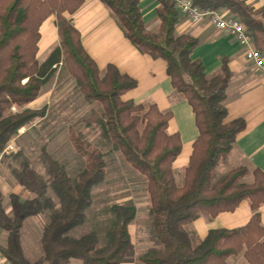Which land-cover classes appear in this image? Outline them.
Wrapping results in <instances>:
<instances>
[{
    "label": "trees",
    "instance_id": "1",
    "mask_svg": "<svg viewBox=\"0 0 264 264\" xmlns=\"http://www.w3.org/2000/svg\"><path fill=\"white\" fill-rule=\"evenodd\" d=\"M115 16L125 37L142 53L167 62V74L175 93L173 100L185 98L193 109L199 136L184 171L183 184L177 183L173 164L181 153L180 135L167 132L171 112H161L154 103L125 101L123 93L136 81L114 65L101 71L87 54L78 30L66 14L75 13L82 0H0V158L19 136L45 117L47 107L24 108L39 98L41 90L63 65L75 81L85 101L98 104L82 118L89 127L95 124L100 143H92L86 133L73 127L70 142L83 167L72 177L64 166L43 151L42 174L27 161L12 168V175L33 194L22 200L10 195L11 212L3 207L0 193V231L6 246H0L10 264H124L132 248L129 227L137 218L132 202L114 204V220L104 239L96 231L80 237L71 232L81 226L92 204L93 190L108 177L103 147L118 153L131 169L144 178L150 197L148 224L149 247L136 258L139 264H228L243 255L246 264H264V227L260 207L264 204V172L245 167L213 178L214 170L228 158L237 136L246 129L243 118L227 121L224 104L226 90L233 78L226 59L220 72L212 77L202 62L191 59L199 41L177 35L182 15L174 1L160 0L158 32L146 29L139 0H100ZM203 11L229 12L257 36L262 23L255 19L264 9H254L243 0H193ZM51 15L57 18L59 45L43 62L38 60L40 27ZM236 19V18H235ZM17 156V155H16ZM253 179L247 180L248 176ZM249 201L253 216L237 229L210 230L204 239L186 226L201 218H215L233 212ZM49 211V222L42 235L44 257L31 262L22 245V229L28 218Z\"/></svg>",
    "mask_w": 264,
    "mask_h": 264
},
{
    "label": "crops",
    "instance_id": "2",
    "mask_svg": "<svg viewBox=\"0 0 264 264\" xmlns=\"http://www.w3.org/2000/svg\"><path fill=\"white\" fill-rule=\"evenodd\" d=\"M82 1L81 7L73 14H66V17L80 33L85 51L101 71L109 65H114L122 74L136 81L135 88L123 93V100L137 104L154 103L161 112L172 113L167 132L171 135H180L182 143L181 153L173 168L175 173H184L199 130L188 101L183 97L175 100L172 98L175 90L167 74V62L142 54L125 37L112 11L100 0ZM243 1L256 10L264 9V5L257 0ZM139 7L146 29L158 32L161 27V20L157 14L160 0H139ZM223 13L227 17H233L229 12ZM255 19L262 25L257 36L251 35L253 46L264 56V15L258 14ZM176 33L179 36H192L199 41L191 53V59L203 63L208 77L218 74L223 66V60L226 59L227 66L233 73L224 102L228 110L227 121L243 118L246 122V129L237 136L227 164L230 165V169L245 165L251 170L260 169L264 172V79L247 61L245 47L241 46L233 35L217 30L207 19L193 24L182 16ZM59 42L57 18L51 15L40 27L38 60L43 62ZM38 99L32 103L36 104ZM259 211L264 227V204ZM252 216L250 202L244 201L233 212H223L212 219L201 217L187 225L186 229L204 239L210 230L241 228L248 224ZM131 228L132 225L129 227L132 238ZM124 264L139 263L134 261ZM228 264L239 263L231 258Z\"/></svg>",
    "mask_w": 264,
    "mask_h": 264
},
{
    "label": "rangeland",
    "instance_id": "3",
    "mask_svg": "<svg viewBox=\"0 0 264 264\" xmlns=\"http://www.w3.org/2000/svg\"><path fill=\"white\" fill-rule=\"evenodd\" d=\"M29 106L35 110L46 106L47 111L45 117L37 120L31 127L21 128L24 132H19V136L11 141L16 145L15 150L9 151L0 158V193L3 207L7 213L11 212V194L19 195L22 200L34 197L14 178L12 175L13 167L27 161L37 171L44 174L45 168L40 159L43 151H47L52 158L64 166L70 176L75 177L83 165L70 142V128L82 130L92 143L96 144L101 141L95 124L86 127L82 122L83 117L89 115L92 110L100 111L101 107L98 104L85 101L83 95L78 92L75 81L63 65L57 68L55 76L44 85L36 104L32 103L24 107L14 106L12 112L30 108ZM103 151L108 163L107 180L103 185L93 190L92 204L87 211L86 220L72 231L71 235L80 237L90 231H96L103 240L106 231L111 227L114 220L111 206L132 202L137 209V218L131 228L132 248L128 257L129 262L132 263L136 261L138 254L150 245L147 241L146 231L150 197L144 178L134 172L124 162L120 154L112 153L107 147H103ZM227 159L222 160L214 170L213 178L215 180L222 178L229 171L238 167H245L250 172L253 171L245 165L230 169ZM176 179L181 186L184 173H176ZM252 179V175L247 177V180L251 181ZM49 216L50 212L46 211L38 216L28 218L21 231L25 256L33 263L44 257L42 235L49 222ZM6 242V234L0 231V244L6 246ZM234 259L239 264H246L243 255ZM73 261V264L80 263L76 260Z\"/></svg>",
    "mask_w": 264,
    "mask_h": 264
},
{
    "label": "built area",
    "instance_id": "4",
    "mask_svg": "<svg viewBox=\"0 0 264 264\" xmlns=\"http://www.w3.org/2000/svg\"><path fill=\"white\" fill-rule=\"evenodd\" d=\"M172 1H174L175 6L180 14L191 23L198 24L204 19H207L209 23L217 30L225 31L233 35L239 44L245 47L247 61L253 65L255 71L264 79V56L259 50L254 48L253 39L243 23L233 17H227L223 12L220 11H203L195 5L193 0ZM257 2L264 5V0H257ZM19 132L23 133L24 130L20 129ZM15 148L16 145L11 143L7 147L6 151H14ZM0 264H10L1 249Z\"/></svg>",
    "mask_w": 264,
    "mask_h": 264
}]
</instances>
